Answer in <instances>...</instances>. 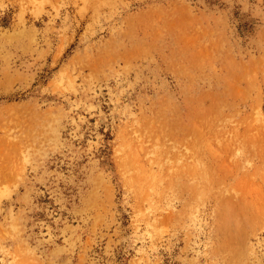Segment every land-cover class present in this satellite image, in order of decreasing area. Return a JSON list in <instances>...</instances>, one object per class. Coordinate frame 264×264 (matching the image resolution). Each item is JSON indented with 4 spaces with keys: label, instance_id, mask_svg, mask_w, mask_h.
Wrapping results in <instances>:
<instances>
[{
    "label": "rangeland",
    "instance_id": "1",
    "mask_svg": "<svg viewBox=\"0 0 264 264\" xmlns=\"http://www.w3.org/2000/svg\"><path fill=\"white\" fill-rule=\"evenodd\" d=\"M0 264H264V0H0Z\"/></svg>",
    "mask_w": 264,
    "mask_h": 264
},
{
    "label": "bare ground",
    "instance_id": "2",
    "mask_svg": "<svg viewBox=\"0 0 264 264\" xmlns=\"http://www.w3.org/2000/svg\"><path fill=\"white\" fill-rule=\"evenodd\" d=\"M220 197V196H219ZM193 199H195V197H193ZM220 199H221V197H220ZM218 201V200H217ZM222 202V205H225V208H223V211H224V214H227L228 215V213H230L231 212V210L229 209V207H230V204H231V201L230 200H224V202L223 201H221ZM229 206H227V205ZM231 215V214H230ZM230 243V242H229ZM233 244V243H232ZM230 245V244H229ZM231 247V246H230ZM225 249V248H224ZM224 249H223V251H224ZM220 250V249H219ZM226 252V251H225ZM222 253V252H221ZM224 253V252H223ZM227 253V252H226ZM231 253V252H230ZM226 255V254H225Z\"/></svg>",
    "mask_w": 264,
    "mask_h": 264
}]
</instances>
